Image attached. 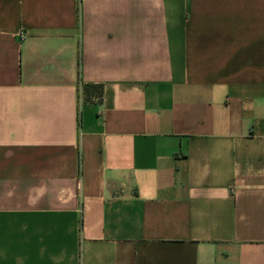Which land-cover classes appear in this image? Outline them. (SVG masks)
Masks as SVG:
<instances>
[{"label":"crops","instance_id":"1","mask_svg":"<svg viewBox=\"0 0 264 264\" xmlns=\"http://www.w3.org/2000/svg\"><path fill=\"white\" fill-rule=\"evenodd\" d=\"M0 264H264V0H0Z\"/></svg>","mask_w":264,"mask_h":264},{"label":"trees","instance_id":"2","mask_svg":"<svg viewBox=\"0 0 264 264\" xmlns=\"http://www.w3.org/2000/svg\"><path fill=\"white\" fill-rule=\"evenodd\" d=\"M103 89L101 85L83 84L81 86V94L85 101L92 99H100L102 97Z\"/></svg>","mask_w":264,"mask_h":264}]
</instances>
